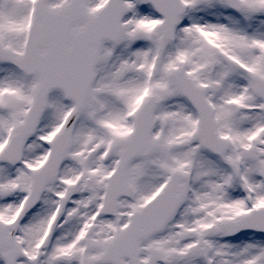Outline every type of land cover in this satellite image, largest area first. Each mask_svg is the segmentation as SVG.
<instances>
[{"label":"snow or ice","instance_id":"obj_1","mask_svg":"<svg viewBox=\"0 0 264 264\" xmlns=\"http://www.w3.org/2000/svg\"><path fill=\"white\" fill-rule=\"evenodd\" d=\"M0 264H264V0H0Z\"/></svg>","mask_w":264,"mask_h":264}]
</instances>
